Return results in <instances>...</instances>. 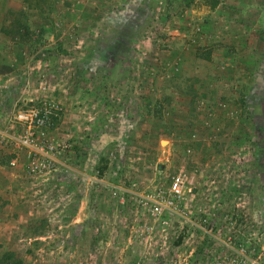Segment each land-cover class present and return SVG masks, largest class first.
I'll return each instance as SVG.
<instances>
[{
  "label": "rangeland",
  "instance_id": "374dc122",
  "mask_svg": "<svg viewBox=\"0 0 264 264\" xmlns=\"http://www.w3.org/2000/svg\"><path fill=\"white\" fill-rule=\"evenodd\" d=\"M0 264H264V0H0Z\"/></svg>",
  "mask_w": 264,
  "mask_h": 264
},
{
  "label": "trees",
  "instance_id": "16d2710c",
  "mask_svg": "<svg viewBox=\"0 0 264 264\" xmlns=\"http://www.w3.org/2000/svg\"><path fill=\"white\" fill-rule=\"evenodd\" d=\"M102 172H104V171H102Z\"/></svg>",
  "mask_w": 264,
  "mask_h": 264
}]
</instances>
